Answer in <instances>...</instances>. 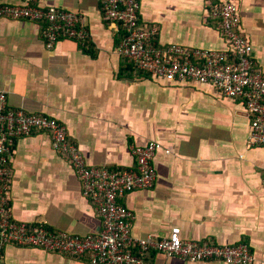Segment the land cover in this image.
Segmentation results:
<instances>
[{"label":"crops","instance_id":"crops-1","mask_svg":"<svg viewBox=\"0 0 264 264\" xmlns=\"http://www.w3.org/2000/svg\"><path fill=\"white\" fill-rule=\"evenodd\" d=\"M20 0H0L19 2ZM243 32L253 43L254 68L264 71V0H237ZM79 12L90 31L86 43L62 38L45 45L43 22L0 18V89L9 107L47 114L67 126L70 141L89 164L135 165L133 144L158 140L172 149L155 158L154 187L122 198L135 215L132 233L247 243L253 264H264V146L249 145L251 115L244 98L221 95L208 84H176L135 69L117 52L122 30L105 18L101 0H39ZM139 24L155 26L154 41L189 48L225 49L219 20L207 0H141ZM11 166L13 215L54 230L96 234L101 220L67 159L48 132L16 140ZM0 264H93L35 247L8 245ZM144 264L190 262L157 250Z\"/></svg>","mask_w":264,"mask_h":264},{"label":"built area","instance_id":"built-area-1","mask_svg":"<svg viewBox=\"0 0 264 264\" xmlns=\"http://www.w3.org/2000/svg\"><path fill=\"white\" fill-rule=\"evenodd\" d=\"M208 13L219 20L227 41L225 49L189 48L173 43L163 48L154 37L155 26L139 24L141 0H101L106 19L123 29L117 52L158 80L178 84H208L221 95L244 98L251 115L249 145L264 146V71L254 68L253 43L243 32L237 0H207ZM0 18L43 22L45 45L52 49L62 38L85 44L90 31L82 15L39 0L0 2ZM35 131L48 132L52 146L73 167L82 182V193L91 198L101 220L96 234L79 235L54 230L45 222L29 224L17 220L10 204L16 140ZM160 150L172 149L158 140L133 144L135 165L126 169L94 166L77 144L70 141L67 126L47 114L29 113L9 107L7 92L0 89V262L8 245L35 247L70 256L87 255L93 264H144V255L157 250L190 262L221 260L227 264H253L254 254L245 242L222 244L184 239L173 226L168 236L132 233L134 212L122 198L134 190L154 187L158 171L155 158Z\"/></svg>","mask_w":264,"mask_h":264},{"label":"trees","instance_id":"trees-1","mask_svg":"<svg viewBox=\"0 0 264 264\" xmlns=\"http://www.w3.org/2000/svg\"><path fill=\"white\" fill-rule=\"evenodd\" d=\"M121 30H122V36L124 35V31H123V29L121 28ZM128 59V58H127ZM128 61L133 65V67L135 68V69H138L135 65H134V63L131 61V60H129L128 59ZM143 72H145V73H147L148 74V72H146V71H143ZM150 74V73H149Z\"/></svg>","mask_w":264,"mask_h":264}]
</instances>
